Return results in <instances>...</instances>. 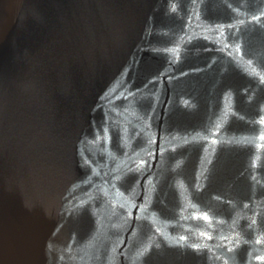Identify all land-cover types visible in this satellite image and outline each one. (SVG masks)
I'll list each match as a JSON object with an SVG mask.
<instances>
[{"label":"water","instance_id":"obj_1","mask_svg":"<svg viewBox=\"0 0 264 264\" xmlns=\"http://www.w3.org/2000/svg\"><path fill=\"white\" fill-rule=\"evenodd\" d=\"M0 264H264V0H0Z\"/></svg>","mask_w":264,"mask_h":264}]
</instances>
